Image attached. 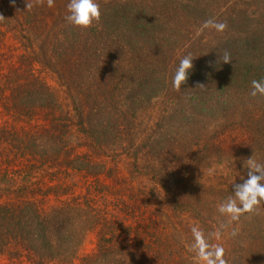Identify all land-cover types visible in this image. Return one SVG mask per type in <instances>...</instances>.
Instances as JSON below:
<instances>
[{
    "label": "rangeland",
    "instance_id": "obj_1",
    "mask_svg": "<svg viewBox=\"0 0 264 264\" xmlns=\"http://www.w3.org/2000/svg\"><path fill=\"white\" fill-rule=\"evenodd\" d=\"M252 1L232 0L229 6L249 7L251 12H257L259 19L263 14L260 6L264 0L259 7L251 4ZM176 5L179 8L178 3ZM224 11L225 8L221 15L216 13L206 17L226 23ZM163 20L175 24L161 21L166 28L162 34L163 50L169 57L165 58L167 66L164 63L165 67L160 69L162 63L153 57V49H149L155 45H146L144 40L136 47H127L128 40L120 39L119 43L112 40L114 44L109 48L111 58L108 64L102 67L98 63L102 58L83 59L78 63L82 72L79 74L81 86L78 87L77 82L63 81L58 77L56 72L62 70L52 58L51 46L39 42L27 51L29 59L38 57L31 70L50 88L57 103L55 117L67 122L68 129L61 130L59 127L57 132L51 129L50 117L39 110L41 105L38 100L24 101L25 106L36 109L35 115L29 119L16 121L12 113L6 111L10 105L7 102L11 99L6 81L18 69L21 71V57L26 56L24 45L29 43L0 28V33H3L0 36V90H3L0 93V224L7 211H19L29 205L32 206L30 210L39 215L70 217L69 223L73 222L71 234L77 240L62 249L71 253L72 258L67 264H85V260H90L97 252L100 227L82 231V219L77 217L86 211L91 216L99 214L106 221L115 218L123 221L132 229L130 238L139 241L140 237L137 238L133 230L137 222L141 223L140 232L144 236V230L150 225L154 203L146 199L137 201L132 196L135 195L137 181L131 180L137 177L135 169L142 167V157L148 148L137 152V160L134 159V151L145 140L150 143L160 137L172 123L188 119L200 133L196 136H201V139L200 144L192 148L185 165L182 164V167L188 168L185 174L189 195L183 199L190 210L186 208L183 214L172 218L166 223V229L163 222L160 224L162 231L171 237L166 254L167 264H196L194 253L188 250L194 223H198L206 236L221 230L222 239L218 243L225 249L224 258L228 264H264V203L256 212L241 216L238 222L230 223L228 217L218 212V205L233 195V183H242V179L247 178L244 161L252 156L264 163V97L250 96L251 81L264 79V44L245 54L236 53L234 48L238 50L239 43L233 33L242 26L237 27L232 21H228L223 32H217L214 29L201 30L205 18L198 20L197 24L192 21L181 24L174 16ZM225 51L236 61L233 66L223 63L221 57ZM189 53L194 57L192 64L195 70L200 68L203 72L196 71L198 76H188L186 83L177 91L173 87V76L180 59ZM113 66L115 72L107 83L109 85L112 80L116 84L109 85L111 88L107 91L113 101L111 98L105 106L115 110L112 112L116 116L134 108L133 114L127 116L132 123L119 118L118 131L122 132L116 146L96 150L91 137L82 132L75 108L83 104V99L89 105L92 100L100 101L99 87L105 83L102 71L106 68L111 70ZM206 76L210 81L199 113L189 105L199 80ZM142 81L147 84L142 85ZM218 82L226 83L225 89ZM150 86L154 87L149 91ZM133 92H136L134 100H126L125 95L127 97ZM143 94L144 97L138 96ZM138 98L140 102L136 101ZM230 101L232 105H229ZM244 109L246 111L242 113ZM126 129H130L129 135L124 133ZM209 140L216 143L215 151L206 153V160L201 159L200 151L204 142ZM201 198L210 204L208 211L196 204ZM177 211L181 212L180 206ZM200 218H206L204 228ZM221 225L224 227L221 228ZM234 230L237 233L235 236L231 235ZM79 234L82 235L80 240ZM1 235L0 231V245ZM137 246V252L141 249L144 252L141 245L140 249ZM33 255L30 250L11 245L0 255V264H36ZM47 264L59 262L50 261Z\"/></svg>",
    "mask_w": 264,
    "mask_h": 264
},
{
    "label": "trees",
    "instance_id": "obj_2",
    "mask_svg": "<svg viewBox=\"0 0 264 264\" xmlns=\"http://www.w3.org/2000/svg\"><path fill=\"white\" fill-rule=\"evenodd\" d=\"M231 1L96 0L101 9V25L94 22L91 27L81 29L68 24L65 19L68 14L67 4L69 0H54V6L51 8L47 6V0H44L43 4L34 5L32 9H25V3L33 2V0H14V2L13 0H0V15L5 18L4 21H0V28L4 29L6 33H11L22 41L26 40L29 43V45H24L26 56L21 57V71L18 69L6 81V88L11 91V99L7 102L10 105L7 106L6 111L12 113V117L16 121L23 118L29 119L35 115L36 109L25 106L24 101L33 102L38 100L41 105L39 110L44 111L45 115L50 117L53 131L57 132L59 127L61 130L68 129V126L65 125L67 122L60 121L59 118L55 117L57 103L52 97L50 88L31 70L32 63L38 57L34 56L29 59L30 54L27 51L39 42L47 47L51 46L52 58L55 59L62 70L59 73L56 72L58 77L63 81L72 80V83L77 82L78 87L81 86V76L79 74H82L81 65L78 63L83 59L91 61L94 58H102L98 63L103 67V64H108L111 58L109 48L114 44L113 41L119 43L120 39L128 40L127 47H136L137 44L144 43L141 42L144 40H146V45H155L154 48L149 49H153V57L162 63L158 69L167 66L165 58L169 57V54L163 50L165 45H163L164 37H162L165 32L164 29H166L163 22L166 24L171 23L163 20L167 16H169V19L174 16L181 24L184 21H192L193 24H197L201 18L207 20L206 16L216 13L221 15V11L225 8L226 24H228V21H232V24L237 27L242 26L241 29L235 30L233 33L234 38L239 43L238 50L234 48L236 53L242 52L245 54L246 51L263 45L264 3L260 6L263 8V14L261 13V17L257 19V12H251L249 7L243 9V7L240 8L237 5L231 8L229 6ZM261 1L253 0L251 4L259 7ZM176 3H178L179 8ZM171 24L175 23L172 22ZM185 26L188 27L189 25ZM105 28L108 31H104ZM1 34L3 33H0V36ZM141 47L145 49V47ZM234 61L231 58V63L228 64L233 66ZM197 64L202 65L199 62ZM207 65L206 63L205 66L207 67ZM210 68L211 65L208 66L209 70ZM199 69L195 70L193 66L188 76H191V74L198 76L196 71H200ZM143 70L151 72L148 69ZM102 72L105 83L99 87L100 101L92 100L89 105L86 99H83V104L81 103L79 104L80 107L75 108L78 124L82 132L91 137L95 148H97L96 150L116 146L118 138H121L119 137L120 132H122L118 131L119 118L132 123L130 117L127 116H131L134 112V108H129L128 110L131 111L124 114L119 112L120 116H116L112 112L115 110L105 106L111 98L113 101V97L107 94V91L116 84H113L114 81L111 80L110 87L107 83L110 81L111 74L115 72V67L113 66L111 70L110 68L103 69ZM200 72L202 73L203 70ZM208 76L201 77L202 80H199L197 86L203 85L204 87L196 86V91L191 97L189 107H192L193 111L200 113L204 102L205 89L210 81L207 78ZM161 79L165 80L164 77ZM218 83L225 89L226 83ZM145 84L147 83L142 81V85ZM151 87L154 86H150L149 91ZM2 92L1 89L0 93ZM133 95L136 96V92L128 93L127 97L125 95V99L133 101ZM138 96L144 97V94ZM137 100L141 101L140 98ZM232 104L233 102L230 101L229 105ZM245 111L244 109L242 113ZM181 116L183 117V115ZM185 120L180 119L177 124L172 123V126L170 125L160 137L152 139L150 143L145 140L134 151V159L137 160V152L141 153L148 148L147 153L143 154L142 157V164L140 165L142 167L138 170L135 169V172L138 173L137 177L131 180V182L137 181L136 192L132 196L137 201L146 199L145 201L154 203L153 211L150 212V225L146 227L147 231L144 230V236L140 232L141 223L137 222V226L133 230L134 235L137 238L140 237L139 241L130 238L132 234L131 227H127L123 221L117 218L106 221L99 214L91 216L88 211L77 215L82 219L80 223L82 231L100 227L97 252L90 260H85V264L168 263L166 254L169 252L171 237L162 231L160 224L163 222V227L166 229L167 222L174 217H178L180 213L183 214L184 210L188 208L185 203L186 200L183 199V197L189 195L188 179L185 174L188 168L187 166L182 167V164L185 165L192 153V148L199 145V138L201 139V136H196L200 133L190 125L191 122L188 119ZM129 131L130 129H126L123 132L129 135ZM213 142L210 140L204 142V148L200 151L201 159H205L210 151H215L217 145ZM206 203L207 200L204 201L203 198L196 201L198 207L202 206L205 211H208L210 204ZM164 204L167 206L166 211H164ZM179 206L181 212L177 211ZM30 209H32L31 205L19 209V211L4 212L6 215L0 224L2 234L0 255L4 254L9 246L15 245L16 247L21 246L24 250H30L34 254L36 264H47L50 261H57L59 264L70 262L71 253L62 251L65 246L74 244L77 240H74L71 234L73 222L69 223L70 217L64 215L56 218L43 216ZM125 211L127 212V208ZM141 212L142 210L139 213L141 214ZM201 216L203 217V215ZM205 220L206 218L202 219L203 228L205 227V222H203ZM186 229L189 230V228ZM123 232L126 234L124 235ZM80 236L82 235L79 234V240ZM136 244L139 249L141 245L144 252L142 249L137 252L135 250Z\"/></svg>",
    "mask_w": 264,
    "mask_h": 264
},
{
    "label": "clouds",
    "instance_id": "obj_3",
    "mask_svg": "<svg viewBox=\"0 0 264 264\" xmlns=\"http://www.w3.org/2000/svg\"><path fill=\"white\" fill-rule=\"evenodd\" d=\"M43 2L44 0H33V2L25 3V9H32L34 5H41ZM47 6L53 7L54 0H47ZM67 13L65 18L67 23L81 29L91 27L94 22L99 24L101 18V9L96 0H69ZM4 20L3 15H0V21ZM226 27V23L210 18L203 22L201 30L214 29L217 32H223ZM193 59L194 57L190 53L180 59L172 81L175 90H180L186 83L188 74L193 68ZM221 59L225 64L231 63L230 53L225 51ZM197 87L204 86L198 85ZM251 89V97L255 98L258 95L264 97V79L252 80ZM244 163L247 166V178L242 179V183H233V195L218 205V212L228 217L230 223L238 222L245 214L256 212L259 206L264 203V163L258 162L252 156ZM223 227L221 225V228ZM191 234L192 242L188 245V250L194 253L196 264H228L224 258L225 249L222 244L218 243L222 239L220 229L206 236L198 223H194L191 227ZM236 234L235 230L231 233L233 236Z\"/></svg>",
    "mask_w": 264,
    "mask_h": 264
}]
</instances>
